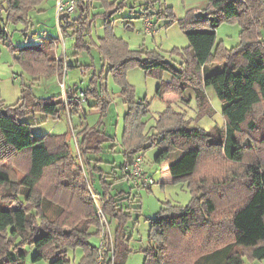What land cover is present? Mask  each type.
Returning a JSON list of instances; mask_svg holds the SVG:
<instances>
[{
    "label": "trees",
    "instance_id": "obj_1",
    "mask_svg": "<svg viewBox=\"0 0 264 264\" xmlns=\"http://www.w3.org/2000/svg\"><path fill=\"white\" fill-rule=\"evenodd\" d=\"M4 1L5 8L0 2V14L3 10L6 12V19H1L0 24L1 39L5 35L3 29L11 21L23 23V31H26L31 23L30 12L43 0ZM92 1L77 0L76 15L61 17L58 24L63 31L72 29L75 48L88 51L95 46L103 64L108 65L109 72L121 84V93L127 105L121 139L124 161L118 168L112 161L109 171L111 180L108 172L99 168L101 158L96 156L105 152L109 145L111 149L114 147L113 139L99 126L81 127L79 135H74V152L69 148L65 135H33L31 123L20 118L34 112L56 117L63 100L60 95L38 97L23 92L12 108L4 107L0 102V147L26 154L28 158V168L18 180L12 179L9 171L0 167V185L5 188L2 196L8 202L6 207L0 204V264H22L27 245H34L43 258H57L60 264H70L68 250L74 251L80 246L83 254L78 264H91L96 245H92L89 238L93 229L97 236L100 225L91 190L98 181L100 206L107 219L115 217L121 225L131 216V187L118 191L115 184L128 176L120 172L133 162L135 155L146 150L157 138L145 137L142 133L141 117L148 111V101L135 100L133 88L124 78L127 68L133 65L149 74L170 72L173 81L159 84L156 94L162 97L165 92H174L176 97L184 100L181 92L191 87L200 112L210 113L205 87H211L220 100L225 119L224 127L213 126L207 132L189 125L183 119L184 114L171 110L170 106L161 114L156 126L160 150L154 161L161 163L169 155H175L169 163V173L173 180L187 181L192 197L186 205L167 202L149 219L150 244L143 250L144 264H164L169 251L167 236L172 231L187 236L190 244L194 245L193 252H190L191 264H243L245 257L250 261L264 259V161L260 158L246 160L245 153L251 145L249 140L244 144L240 142L241 132H245L247 126L246 132L250 135L256 133L255 139L264 147V126L258 128L255 124L256 112L264 119V0H207L202 10L188 11L179 18L178 24L188 40L183 69L173 67L155 51L130 48L125 40L113 33L110 20L105 22L104 32L96 42L90 33ZM97 1L115 11L123 9L126 3V0L117 5L108 4L107 0ZM150 6H153L151 0L146 3L143 16L150 18ZM229 21L240 26V43L227 48L216 41V28ZM55 41L53 38L44 39L36 45L13 49L18 50V61L30 73H40L45 77L55 74L61 79L64 66L66 71L73 66L65 63L66 52L56 58ZM214 62L218 63L217 67L208 66ZM81 68L85 69L84 66ZM101 78L96 72L92 74L84 98L88 102L89 96L94 97L96 105L92 106H98L100 114L104 115L110 96ZM198 82L201 86L194 85ZM76 91L74 86L64 89L69 115L80 108L73 100ZM216 148L222 150L228 163L242 165L245 186L241 198L228 196L221 205L216 202L222 194L219 184L212 181L209 185L208 176L198 174L203 151L210 154ZM76 154L83 161L81 166L74 162V175L75 178L81 176L82 184L79 181V185L87 208L80 214L84 218L79 223L66 228L63 225L66 207L38 196L36 186L46 168L69 157L75 158ZM204 159L205 171L212 172L213 158ZM86 169L89 177L79 174ZM231 173V179L236 178L234 171ZM84 176L89 178L85 182ZM136 209L140 210V206ZM90 227L94 228L91 230ZM113 235L115 264H124L129 252L128 238L120 227Z\"/></svg>",
    "mask_w": 264,
    "mask_h": 264
},
{
    "label": "rangeland",
    "instance_id": "obj_2",
    "mask_svg": "<svg viewBox=\"0 0 264 264\" xmlns=\"http://www.w3.org/2000/svg\"><path fill=\"white\" fill-rule=\"evenodd\" d=\"M107 1L108 4L112 2L113 5H117L119 3L123 4L124 0ZM148 1L126 0V3H124L125 7L115 11V9H107L101 1L93 0L90 7V17L92 19L90 33L93 39L96 42L98 41V38L104 32L105 22L110 20L109 25L112 27L113 33L125 40L130 48L155 51L173 67L183 69L188 40L178 24V19L184 17L188 11L202 10L203 8H200V5L205 0H151L153 1V6H150L148 10L152 12L149 17L150 21L154 24L155 31L153 34L144 33L145 20L141 16L146 11L145 5ZM0 2L5 8V1L0 0ZM54 2L55 0H44L43 5L40 7L42 11L38 16H35V8L30 12L31 23L26 31H23L25 28L23 23L13 21L9 22L7 27L3 29L5 35L2 39L0 38V102L4 107L12 108V106L19 102L23 92L38 97L60 95L63 100L59 105L56 117L43 112H34L28 113L20 119L31 123L33 135H65L66 142L72 152L75 151L76 147L74 135H79L81 127L85 125L92 127L99 126L101 130H106L105 133L114 141V147L111 149L109 145L105 153L101 152L96 157L101 158V162L98 163L99 168L108 172V176H110L109 171L111 170L110 165L112 161L115 163L116 168L124 161L121 139L124 127V113L127 105L121 93V84L109 72L108 65L103 64L95 46L91 47L88 51L84 48H75V37L72 29L63 31L60 26L58 29ZM1 19H6V12L4 10L0 14V24H2ZM239 32L240 26L238 23L233 21L224 22L216 28V41H220L227 48L236 46L240 43ZM50 38L55 39V42L59 43L56 58L64 56V50L68 65L73 66L67 69L65 75L64 66L63 77L58 80L53 75L45 77L40 75V73H30L18 61V50L16 48L13 49L18 46L36 45L44 39ZM8 41H10V45ZM77 62L78 66H76ZM217 65L218 63L214 62L208 66L217 67ZM81 66H84L85 69L83 70ZM94 72L102 77V83L104 86L106 84L110 96L105 114H100L98 106H92L93 104L96 105V99L89 96L88 102L85 101V98L82 102H77L73 99L74 102L83 106L78 112L73 111L69 115L67 107L68 97L63 95L64 89H68L67 86L70 84L80 92L87 91L90 87V78ZM124 78L132 86L135 100L144 99L148 101L146 104L148 111L143 113L141 117V122L143 123L142 133L145 137L157 136V138L146 150L139 151L138 153L143 155L141 169L149 172L155 183L152 184L150 190L136 186L131 188V216L123 220L120 223L121 225H119L115 217L107 220L110 223L113 234L120 227L121 232L128 238L129 252L124 264H144L143 250L150 244L148 239L149 219L153 218L167 202L176 205H186L192 197L187 181L173 180L169 177L170 173L167 165L175 159V155H169L161 163L154 161L155 155L160 150L156 126L161 114L165 113L168 110V106H170L171 110L183 113V119L189 125L197 126L207 132L213 126L224 127L225 119L221 113L220 100L209 86L205 87V94L210 107V113H207L200 112L191 87H186L181 92L185 98L184 100L175 97L174 92H165L162 97L156 94L159 84L173 81L168 71L149 74L139 66L133 65L127 68ZM194 85L201 86V83H194ZM75 93L74 98L78 95L77 91ZM256 114L255 124L258 128H262L264 126V119L259 113L256 112ZM247 130L248 128L245 126V132H241L240 135V142L242 144L249 140V144L251 145V148L246 150L245 159L260 158L264 161V147L255 139L256 133L250 135L246 132ZM208 152L205 150L201 155L198 174L207 175L209 185L212 181L219 184L218 188L222 191V194L217 197V204H223L228 196H234V199L241 198L245 193L242 165L228 163L220 148H216L210 154ZM76 155L75 158L69 157L46 168L43 177L36 186V194L38 196L50 199L66 207L67 214L63 221V225L66 228H71L79 223L84 218L80 214L84 208H87L85 195L81 192L82 188L79 185L81 176L75 178L74 175L76 167L74 166V162L77 161L81 166L83 161L79 157V154ZM210 157L213 158L215 164L212 166V172H207L205 171L204 158L209 159ZM0 167L8 170L12 179L18 180L28 168L27 155L14 153L8 150L7 147H0ZM232 171H234V175L236 176L234 179H231ZM79 174H86L89 177L87 169L85 171L82 170ZM111 178L110 176L109 179L111 180ZM83 179L85 182L86 177ZM98 182L93 184V190L97 193L100 190ZM80 184H82V181H80ZM124 184L126 186L125 181ZM130 186L131 184H127L126 189H129ZM115 188L118 189V185ZM4 190L3 185H0V204L6 207L8 202L2 196ZM139 206L140 210L136 209ZM93 228L90 227L91 230ZM92 232L93 234L90 236L89 242L92 245H96L98 239L96 230L93 229ZM113 234L112 240L115 246ZM167 239L169 241V251L165 256L166 261L164 260V264H191L192 258L190 252H193L192 247L194 245L190 244L188 237H183L178 231H172V234H169ZM82 254L83 249L80 246H77L74 251L69 249L67 255L70 258V264H78ZM21 263L60 264V260L54 257L43 258L34 245H27L24 248V256ZM243 264H264V259L250 261L245 257Z\"/></svg>",
    "mask_w": 264,
    "mask_h": 264
},
{
    "label": "built area",
    "instance_id": "obj_3",
    "mask_svg": "<svg viewBox=\"0 0 264 264\" xmlns=\"http://www.w3.org/2000/svg\"><path fill=\"white\" fill-rule=\"evenodd\" d=\"M77 12V0H55V15L57 18V23L62 15L67 14V16H75ZM59 27V24H58ZM63 53L65 51L63 50ZM67 73L66 68L64 69V75ZM84 91H78V95L75 96L77 102L84 101L83 97ZM142 155L136 154L133 162L127 166L124 170L125 174L129 176V179L133 186L138 188L144 187L149 189L153 184V179L148 175L144 174L141 169ZM127 176V177H128ZM92 199L96 205V212L100 218V225L98 226L97 233V243H96V254L93 257V262L91 264H115V246L112 240V230L110 223L103 214L101 209V197L100 194L91 190ZM100 202V203H99Z\"/></svg>",
    "mask_w": 264,
    "mask_h": 264
},
{
    "label": "crops",
    "instance_id": "obj_4",
    "mask_svg": "<svg viewBox=\"0 0 264 264\" xmlns=\"http://www.w3.org/2000/svg\"><path fill=\"white\" fill-rule=\"evenodd\" d=\"M206 2H207V0H205ZM203 2L200 6V8H204V6H205V3L206 2ZM43 3H44V0H43V2L40 4V5H38L37 7H35V16H38L39 14H40V12L42 11V9L40 8L42 5H43ZM54 4V11H55V2L53 3ZM144 14H142V17L144 18V33H147V34H153V32L155 31L154 30V24L152 23V21H150V18H148L147 16H143ZM56 44V46H55V54H58V52H57V50H58V47H59V43L58 42H55ZM65 62H67V58H65ZM78 63V62H77ZM53 76H55V77H57L55 74L53 75ZM57 80H58V77H57ZM68 88L69 87H72V85H68L67 86ZM176 97V96H175ZM82 106L83 105H81L80 106V108H79V110H81L82 109ZM106 131V130H105ZM105 153V152H104ZM107 154H108V152H107ZM143 156V155H142ZM143 158V157H142ZM168 168H169V163H168ZM169 171V170H168ZM142 172L144 173V174H148L151 178H152V176H151V174L149 173V172H146L144 169H142ZM121 174H125L126 173V171L125 170H123V171H121L120 172ZM169 177H171V175L169 176ZM172 178V177H171ZM153 179V178H152ZM124 181L126 182V186H125V184H124ZM155 183V181H154V179H153V184ZM127 184H131V188L132 187H134L133 185H132V183H131V181H130V179H128V177H125V178H122V179H120L118 182H117V184L116 185H118V191H120V190H124V191H126V190H128V189H126L127 188ZM115 185V186H116ZM152 186V185H151ZM151 186H150V188H149V190L151 189ZM129 187V188H130ZM132 194V193H131Z\"/></svg>",
    "mask_w": 264,
    "mask_h": 264
},
{
    "label": "water",
    "instance_id": "obj_5",
    "mask_svg": "<svg viewBox=\"0 0 264 264\" xmlns=\"http://www.w3.org/2000/svg\"><path fill=\"white\" fill-rule=\"evenodd\" d=\"M64 16L67 17V14L62 15L61 17H64Z\"/></svg>",
    "mask_w": 264,
    "mask_h": 264
}]
</instances>
